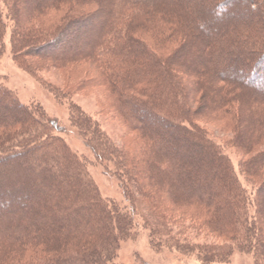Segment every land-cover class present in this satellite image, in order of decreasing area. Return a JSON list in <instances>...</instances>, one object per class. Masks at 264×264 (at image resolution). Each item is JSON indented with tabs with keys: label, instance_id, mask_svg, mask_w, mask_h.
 Returning a JSON list of instances; mask_svg holds the SVG:
<instances>
[{
	"label": "trees",
	"instance_id": "obj_1",
	"mask_svg": "<svg viewBox=\"0 0 264 264\" xmlns=\"http://www.w3.org/2000/svg\"><path fill=\"white\" fill-rule=\"evenodd\" d=\"M1 2L11 22L15 62L31 75L49 68L47 63L58 69L88 63L109 108L135 133L140 147L132 154L72 102L71 93L49 89L56 101L67 100L70 124L94 158L113 164L130 213L100 197L85 162L55 134V121L0 86V164L5 168L0 195L11 196L2 202L7 209L0 210V264H109L119 242L131 236L140 205L146 207L143 221L152 241L177 231H202L264 264V149L240 164L257 183L250 198L228 158L197 126L198 120L217 116L231 129L230 146L243 155L263 143L264 97L242 83L196 75L207 66L220 77L230 72L226 64L213 62L225 55L230 61L243 58L237 38L223 30L212 48L196 22L207 12L191 0H106L92 12L85 10L97 4L92 0H0V52L7 27ZM51 12L59 17L55 23L44 21ZM90 20L94 28L78 35L77 27ZM235 23L241 28L242 18ZM74 30L72 43L53 54L46 51ZM249 54L250 75L264 79V39ZM66 56L70 60L59 65ZM182 76L189 77L187 83ZM12 196L23 205L14 207ZM162 206L170 210L160 211ZM187 243L204 263L212 254L232 251L226 245Z\"/></svg>",
	"mask_w": 264,
	"mask_h": 264
},
{
	"label": "rangeland",
	"instance_id": "obj_2",
	"mask_svg": "<svg viewBox=\"0 0 264 264\" xmlns=\"http://www.w3.org/2000/svg\"><path fill=\"white\" fill-rule=\"evenodd\" d=\"M29 1L32 2V0H22L24 4L25 2L28 4ZM92 1L97 2V4H92L85 9L86 11L92 12L96 8H99V5L103 7L104 3L106 4V0ZM191 3L202 9V11L207 12V17H204V20L199 19L196 22L202 37L209 39V45L214 48L216 43L212 41L213 38L224 30L225 33L231 34L233 39H238L237 46L238 48H242L245 57H236L239 60H234L235 57H231V61L230 57L226 55L218 59L216 58L213 62L214 65L219 63L224 66L226 64V68L234 73L223 71L220 77L217 74L211 73L210 67L207 66L202 75H199L197 72V78H205V74L209 73V76L206 78H222L227 82L230 80L231 83H242L250 87L257 96L264 97V79L261 76H258L259 78L256 80L254 76L252 78L249 64V52L257 45L258 41L261 42L264 39V32L262 31L264 29V0H191ZM189 4H187V8ZM4 6L5 4L1 2L3 21L7 27L6 33L3 36V50L0 52V86L10 91L23 105L38 107V110L40 109L45 118L55 121L58 127V131L55 134L60 136L72 152L85 162L86 172L97 188L100 197L113 201L131 213L133 211L132 206L125 199L122 185L113 174V164L94 158L90 150L84 145V141L78 135L76 129L70 124L67 100L56 101L49 89H56L62 93H71L72 102L77 103L84 112L91 115L108 136L113 138L117 144L123 145L132 154L140 147V142L137 140L135 133L121 123L115 113L109 108L104 88L97 85L94 81V73L88 69V63L67 64L66 67H61L60 69L52 67L51 63H47L49 68L36 69L34 75L24 71L15 62L11 53V22L5 16ZM181 10L184 13L183 11H186V8L182 6ZM170 15H167L169 16L168 18L171 17L177 20L178 18L174 16L179 14ZM191 15L194 18L195 15L193 13ZM186 16L184 15V18L188 19ZM240 18L243 20L241 28L235 23V20H239ZM57 19H59L57 14L51 12L44 21L51 20L55 23ZM93 24L90 20L89 23L83 25V29L77 27L78 35L79 33L80 35L84 34L85 29L90 30L94 28ZM75 31L69 32L66 38L61 39L55 45L52 44L46 51L51 54L61 51L66 44L72 43L77 38L74 35ZM187 40L184 43L190 48L191 41ZM241 40L242 44H240ZM231 50L230 54L237 55L234 49ZM44 54L48 55V53ZM246 56H249L248 59ZM66 58L57 60L59 65L63 66V63L70 60V58ZM30 61L35 65L42 64L38 61ZM44 64L43 67H45ZM182 78L187 83V78L189 77L182 76ZM84 82L86 85L81 86ZM217 119V116L211 115L208 121L198 120L197 126L206 131L208 138L219 146L221 153L228 158L239 184L245 190L246 195L252 198L255 194L257 183L250 181L249 176L241 171L240 164L264 149V138L262 145L255 148L253 153L243 155L230 146L233 139L231 129L225 127L223 122ZM3 169L5 168L0 164V171ZM13 197L12 202L14 207L23 205V202L19 201V199L13 200ZM5 200L11 201V196L0 195V210L7 209V206L3 205ZM159 210L169 211L170 208L169 206H162ZM146 212V207L143 205L138 206L134 210V225L131 236L119 242L118 248L115 251L116 256L109 264H254L252 253L238 250L222 239L206 236L202 231L193 232V230H184L183 233H179V231L173 232V235L176 237V243L165 241L173 235L162 237L161 240L157 238L158 240L152 241V238L149 236V230L145 227V220L143 221V216ZM250 214H253V208L249 205L248 215ZM187 242L202 246L206 244L208 247L226 245L232 251L231 254L222 256L216 255L217 253L215 255L212 254V256L206 258L204 263V258H201L202 256L197 255L195 251H189V247L187 246L189 244Z\"/></svg>",
	"mask_w": 264,
	"mask_h": 264
}]
</instances>
